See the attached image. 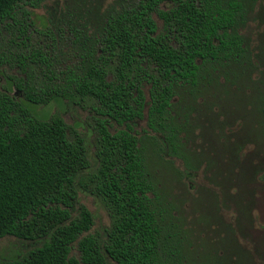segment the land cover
I'll return each instance as SVG.
<instances>
[{"label":"trees","instance_id":"1","mask_svg":"<svg viewBox=\"0 0 264 264\" xmlns=\"http://www.w3.org/2000/svg\"><path fill=\"white\" fill-rule=\"evenodd\" d=\"M44 1L0 0V71L18 70L6 78L23 98L0 92V238L35 243L0 264H186L184 237L159 197L147 151L194 168L199 158L188 149L192 126L183 104H199L206 82L219 86L210 83L217 69L228 81L225 66L251 68L239 28L257 0H127L109 7L91 34L86 24L69 22V50L61 47L70 37L58 22L38 28L25 8ZM13 43L20 52L11 51ZM259 73L245 96L255 111L238 131L211 135L216 153L208 162L223 171L227 187L234 181V203L246 217L264 171V69ZM145 85L152 133L138 137L133 123L144 115ZM23 100H66L92 111L95 167L80 132L57 113L36 117ZM248 145L253 151L243 155ZM78 189L104 205L110 223L103 239L86 233L93 217L77 207Z\"/></svg>","mask_w":264,"mask_h":264},{"label":"rangeland","instance_id":"2","mask_svg":"<svg viewBox=\"0 0 264 264\" xmlns=\"http://www.w3.org/2000/svg\"><path fill=\"white\" fill-rule=\"evenodd\" d=\"M127 0H46L38 7L30 10L31 18L38 28L44 25L52 26L58 22L64 29L66 39L62 44L63 50L72 47L73 35L68 32L67 24L70 22L75 27L86 24L87 34L94 32L100 16L112 5H119ZM158 28L162 20L154 14ZM244 36L248 50L249 60L252 63L247 72H240L239 67L227 65L226 79L224 73L216 70L219 76L212 80L211 84L219 86L211 88L207 82V92L197 100L199 104L188 102L183 104L192 133L188 140V149L199 159L193 163V169H185V164L180 158H170L163 154L161 157L148 149V166L154 185L159 197L169 210L172 222L177 225V230L185 241V263L186 264H264V171L263 178L258 183V190L255 196L250 195L252 204L249 215H240L237 205L231 197L237 195L234 188V181L228 184L223 183V171H217L216 166L208 163L210 157L215 155L216 146H210L211 135L219 132V128L226 133L238 131L250 119V111H255L252 98L245 99L251 91V86L260 78V70L264 66V0H257L248 10L245 23L239 28ZM52 39L46 38L44 42ZM11 51L20 52V48L14 43L11 44ZM20 76L16 68H2L0 71V92L6 91L22 100L21 93L10 85L7 76ZM233 80V81H232ZM227 90V91H225ZM146 104L144 115L141 119L135 120L133 129L138 137L145 133H152L147 126V108L149 101L148 85L144 86ZM202 93V94H203ZM178 101L175 97L174 102ZM21 102V101H20ZM22 103L28 110L38 118H46L51 114H59L65 123L74 128L84 137L87 156L91 168L96 165L94 134L92 125L94 113L87 109L69 103L66 100L51 101L47 105L37 106L23 100ZM178 108L172 110L175 115ZM118 126L113 124L110 128L114 132ZM253 145H248L242 154L251 153ZM225 159V156H222ZM236 180V178H234ZM257 186V185H256ZM228 191H227V189ZM227 191V192H226ZM226 192V193H225ZM79 205L85 206L92 214L93 224L86 233L96 234L104 238L105 228L110 223L109 215L96 197L78 189ZM248 201L249 199L245 197ZM77 210L73 212V215ZM246 220L242 222V217ZM235 241L231 244L229 239ZM35 243L32 241L20 240L14 236L0 238V259H9L24 253ZM235 247L246 252V259L235 254ZM72 254L77 255L76 246ZM111 264H116L108 259Z\"/></svg>","mask_w":264,"mask_h":264},{"label":"flooded vegetation","instance_id":"3","mask_svg":"<svg viewBox=\"0 0 264 264\" xmlns=\"http://www.w3.org/2000/svg\"><path fill=\"white\" fill-rule=\"evenodd\" d=\"M169 157V156H168ZM170 158H177V157H170ZM187 170V168H185ZM236 196V195H234ZM234 196L231 197V200L234 202Z\"/></svg>","mask_w":264,"mask_h":264}]
</instances>
